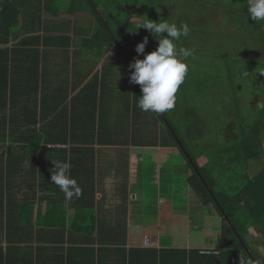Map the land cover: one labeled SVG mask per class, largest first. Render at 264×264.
Instances as JSON below:
<instances>
[{
  "label": "trees",
  "instance_id": "16d2710c",
  "mask_svg": "<svg viewBox=\"0 0 264 264\" xmlns=\"http://www.w3.org/2000/svg\"><path fill=\"white\" fill-rule=\"evenodd\" d=\"M33 1L0 0V35H5L0 37V145L13 150L21 148L25 153L34 146L33 143L35 148L39 147L40 140L33 141L27 137L25 124H21L18 137L13 132L8 134L11 124L7 121L9 106L15 107L18 103V100L15 101L14 91L26 95L25 92L28 89L24 87L29 83L28 72L33 71L34 68L39 70L41 56L40 50L35 48V45L41 43L45 45L51 40L66 45L79 44L82 47L81 50L89 54L92 62L103 61L105 73L98 81L99 90L104 85L99 91L101 93L99 99L105 96L110 86L117 92L115 99H118L119 114L116 118L123 119L125 115L131 121L129 128L124 129L132 133L131 141L141 145L176 146L189 168L188 182L191 190L200 197L203 205L210 208L214 216H219L222 220L219 249L209 247L190 250L153 249L157 256L156 261L148 264H264L260 252L256 250L259 245L255 243L254 237L256 229L264 235V103L258 107L259 113L255 118L247 126L242 127L239 139L230 141L222 137L219 140L214 139V142L210 141L209 145L203 137L205 130L210 129V125L205 121L204 114L196 108L195 102L185 107L175 102L174 109L170 111L173 119L167 112L146 113L137 106L142 90L140 85L130 82V73L134 69L129 65L134 59H141V56L142 59L144 58L142 54L136 52V45L142 42L144 37H148L146 53L154 51L158 46H154L156 39L151 33L144 28L135 31V26L147 17L157 21L168 19L169 22L177 25L187 24L190 29L188 36H194L192 18L187 12V6L182 5L183 8L177 10L175 5L166 3V0H70L67 4V13L76 17V20L70 19L65 29L63 25H60V30L52 32V26L47 20L44 27L36 19L30 25L26 23L22 25L20 16L24 15L25 18L23 10L35 7L38 11L45 10L51 18L57 17L63 11L66 0H35L34 3ZM182 14L183 18L180 17ZM78 16L83 18L79 19ZM253 25L255 26L253 23L250 27ZM42 28L45 29L43 40L40 34L30 38L25 35L26 38L23 36L17 45L13 47L9 45L11 33H35ZM187 37L181 38L178 47H192L188 44ZM129 46L132 48L129 49ZM115 60H120L129 73L122 80L114 79L118 75L117 68H114ZM234 68L230 69L234 71ZM19 77H22V82L26 78L27 83L22 85L23 87L14 85L16 78L20 80ZM232 80H234L233 76ZM31 82L32 79H30ZM185 83L187 82L184 81V85ZM235 100L239 102L238 106L242 103L238 96H235ZM239 113H241L240 110ZM217 118L218 115L214 119L215 124L221 126ZM223 124L226 126V122ZM171 130L177 134L184 149ZM81 141L84 147L89 143L87 139H81ZM109 141L122 144L130 140L126 138ZM192 146L194 148L200 146L201 150L202 147H213L215 152L207 159H203V151L193 150ZM253 162L260 165L258 172H254ZM11 176L9 168L0 166V232L9 222L5 211L7 205L5 196L15 192L13 187L16 185H11L8 179ZM94 187V178H92L93 192L90 204L86 206L83 203L81 210L76 209L71 222L68 220L67 209L71 204L59 198L50 203L45 213L37 211L39 218L36 228L39 230L47 228L49 233L41 232L36 235L33 229H26V227L15 233L13 229L5 236L7 244L51 243L55 245L54 249L61 251L62 254L52 259L53 264H70L79 253L81 256L77 258V262L83 260L81 264H96V244L109 243L116 245L115 249L120 252L112 261L113 264H134L132 255L139 249L126 247V230L122 234L115 233L110 236L94 234L97 220L88 212V207L94 205ZM7 203H10V199ZM8 205L12 210L13 206ZM19 207L18 213L11 210L10 213L12 212V216L17 220L26 221L25 225H31L33 213H35L34 204L22 203ZM1 237L4 236L0 233V243L3 242ZM249 240H253L255 244H251ZM7 248L5 250L3 246H0V264H37L30 256H25L20 263H12L11 253L14 249L12 246ZM100 248L101 246L97 250ZM44 250L41 248L40 253ZM170 252L175 255L168 256ZM178 252L183 253L184 256L182 257ZM97 264L100 262L98 261Z\"/></svg>",
  "mask_w": 264,
  "mask_h": 264
},
{
  "label": "crops",
  "instance_id": "0c3cea01",
  "mask_svg": "<svg viewBox=\"0 0 264 264\" xmlns=\"http://www.w3.org/2000/svg\"><path fill=\"white\" fill-rule=\"evenodd\" d=\"M69 1L66 0L63 11L52 18L43 9L38 11L35 7H29V10H23L25 18L21 15L20 23L30 25L36 19L44 27L47 20L52 32L60 30V25L65 29L72 16L67 13ZM78 18L82 19L83 16ZM71 20H76V17ZM65 32H68V27ZM36 34L42 35L43 40L45 29L35 33H11L9 45L13 47L23 36L30 38ZM71 34H74L73 31ZM51 42L35 45L41 56L39 70L34 68L28 72L29 83L26 78L23 82L22 77H19L20 80L15 79L14 85L23 87L27 83L24 88L28 90L26 95L18 94L15 90L14 98L18 103L15 107L10 105L7 111V121L11 124L8 134L13 132L18 137L21 124H25L27 137L33 141L40 140L39 147L35 148L33 143L34 146L25 153L21 148L13 150L0 145V166L10 169L12 176L8 179L11 185H16L13 187L15 192L5 196L9 222L0 232L4 236L1 237L3 242L0 246L5 250L8 246L14 249L11 253L12 263H20L25 256H30L37 264H53L52 259L61 254L51 243L8 245L5 237L10 230L14 229L16 233L24 227L33 229L36 235L48 231L47 228H36L39 218L37 211L45 213L54 200H66L59 187L51 183L53 161L69 163L70 175L82 188L79 198L66 200L71 204L67 208L68 220L71 222L75 210H81L83 203L86 206L90 204L94 178V205L88 207V212L97 220L94 234L110 236L122 234L126 230V247L139 249L132 255L134 264L156 261L153 249H219L220 241L210 244L211 240L220 238V231L218 235L213 233L214 229L209 225V218L214 215L208 206L202 204L200 197L192 192L188 183L189 171L184 174V184H179L175 161L178 148L161 144L141 145L131 141L129 134L132 133L124 130L129 128L128 117L124 115L123 119L116 118L119 114L118 99H115L117 92L111 86L103 95L100 105L99 91L104 84L102 82L99 90L98 81L105 73L103 61L92 62L79 44ZM117 126L119 130H116ZM126 138L130 141L122 144L109 141ZM81 139L89 140L86 147ZM8 199L10 203H7ZM22 203L34 204L31 225H25L26 221H19L12 216V212L18 213ZM8 204L13 206L12 210ZM209 210L210 213H207ZM185 224L187 232L181 228ZM202 231L205 232V239L195 237L194 234ZM146 235L150 238V244L145 243ZM254 237L255 243L259 245L256 250L260 252L261 260H264V235L256 229ZM99 246L101 248L97 250ZM115 247L109 243L96 244V264L98 261L100 264H113L112 261L120 253ZM41 248L45 249L42 253ZM178 254L184 256L181 252ZM170 255L175 254L170 252ZM80 256L81 253L75 255L72 263L81 264L83 260L77 262Z\"/></svg>",
  "mask_w": 264,
  "mask_h": 264
},
{
  "label": "rangeland",
  "instance_id": "374dc122",
  "mask_svg": "<svg viewBox=\"0 0 264 264\" xmlns=\"http://www.w3.org/2000/svg\"><path fill=\"white\" fill-rule=\"evenodd\" d=\"M166 3L175 5L177 10H181L182 5L187 6L195 36L186 38L193 48H186L192 53L187 58L189 73L185 79L187 83H183L176 94V104L185 107L195 102L196 108L204 114L205 121L210 125L203 137L208 145L211 144L210 141L222 138V128L226 127L223 123L230 119L236 122L235 131L241 137L242 127L255 118L259 113L258 107L264 103V24L254 20L251 22L252 19L247 13V0H166ZM70 17L72 19L74 16ZM180 17L183 18V14ZM253 23L257 28L254 25L250 27ZM156 42L153 44L157 47ZM131 48L132 46H129V49ZM140 54L145 56L146 50ZM140 58L142 59V56ZM231 67H237L240 73H235ZM114 68H117L118 73L114 77L115 80H122L129 75L120 60L114 61ZM234 88L237 89L235 94L232 91ZM234 95L242 101L239 106ZM238 107L243 117L235 115ZM226 111H234V116L221 115ZM167 113L173 119L172 113ZM219 114L220 118L217 119L221 126L215 124L214 120ZM128 123L131 121L128 120ZM116 130H119L118 126ZM192 148L201 150L200 146ZM202 148L203 159L215 152L213 147ZM175 161L177 179L179 184H184L182 180L185 181L184 174L189 168L179 151L176 152ZM252 168L254 172H258L260 165L253 162ZM207 213H210V210ZM209 225L213 227V233L218 235L222 220L219 216H210ZM181 228L187 232L186 224ZM204 233L202 231L194 235L205 239ZM218 241V238L216 241L211 240L210 244ZM249 241L254 243L253 240Z\"/></svg>",
  "mask_w": 264,
  "mask_h": 264
},
{
  "label": "clouds",
  "instance_id": "9594fccd",
  "mask_svg": "<svg viewBox=\"0 0 264 264\" xmlns=\"http://www.w3.org/2000/svg\"><path fill=\"white\" fill-rule=\"evenodd\" d=\"M247 13L257 23L264 24V0H247ZM139 28L151 33L158 41V47L143 59L131 62L129 67L134 71L130 73V82L141 87L142 94L137 102L141 111L163 114L174 109L176 94L189 73L187 58L191 56V50L178 47V42L188 36L190 29L187 24L177 25L168 19L157 21L148 17L136 24L135 31ZM147 43L146 36L136 45V52L144 53ZM53 162L51 183L59 187L66 200L79 198L82 188L70 175L71 165Z\"/></svg>",
  "mask_w": 264,
  "mask_h": 264
},
{
  "label": "flooded vegetation",
  "instance_id": "af4514ba",
  "mask_svg": "<svg viewBox=\"0 0 264 264\" xmlns=\"http://www.w3.org/2000/svg\"><path fill=\"white\" fill-rule=\"evenodd\" d=\"M234 72L235 73H240V72H238V68L237 67L234 68ZM236 90H237L236 88L232 89V91H236ZM236 114L241 115L243 117V114L239 113V110L235 113V115ZM221 115L234 116V111H226L225 113H221ZM219 116H220V114L218 115V117ZM236 128H237V124H236V122H234V119L228 120L227 123H226V127L222 129V134H221L222 137L225 138L226 140H230V141L238 139L239 136H238V134L235 131V130H237Z\"/></svg>",
  "mask_w": 264,
  "mask_h": 264
},
{
  "label": "water",
  "instance_id": "95a60500",
  "mask_svg": "<svg viewBox=\"0 0 264 264\" xmlns=\"http://www.w3.org/2000/svg\"><path fill=\"white\" fill-rule=\"evenodd\" d=\"M170 126V125H169ZM172 132H173V135L174 136H176V138H177V140L179 141V144L181 145V147L184 149V146H183V144L181 143V141H180V139L178 138V136H177V134L173 131V130H171ZM188 154V153H187ZM189 157H190V155H188Z\"/></svg>",
  "mask_w": 264,
  "mask_h": 264
},
{
  "label": "built area",
  "instance_id": "2783aa9c",
  "mask_svg": "<svg viewBox=\"0 0 264 264\" xmlns=\"http://www.w3.org/2000/svg\"><path fill=\"white\" fill-rule=\"evenodd\" d=\"M145 243L146 244H149L150 243V238L147 235L145 236Z\"/></svg>",
  "mask_w": 264,
  "mask_h": 264
}]
</instances>
